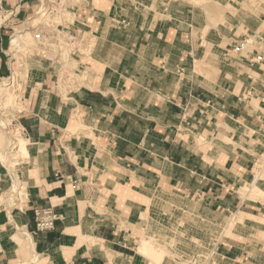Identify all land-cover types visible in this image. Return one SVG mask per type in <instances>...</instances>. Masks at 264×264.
<instances>
[{
  "label": "crops",
  "instance_id": "crops-1",
  "mask_svg": "<svg viewBox=\"0 0 264 264\" xmlns=\"http://www.w3.org/2000/svg\"><path fill=\"white\" fill-rule=\"evenodd\" d=\"M86 2L75 21L99 33L95 71L64 98L56 55L43 50L21 82L27 194L0 202V264H150L137 251L146 232L171 242L160 264L202 251L194 264H264V64L232 50L252 32L264 38V8L210 27L182 1ZM0 3L13 11L0 29L1 82L38 0ZM6 169L0 160V197ZM48 206L59 218L39 231L36 210Z\"/></svg>",
  "mask_w": 264,
  "mask_h": 264
},
{
  "label": "rangeland",
  "instance_id": "rangeland-1",
  "mask_svg": "<svg viewBox=\"0 0 264 264\" xmlns=\"http://www.w3.org/2000/svg\"><path fill=\"white\" fill-rule=\"evenodd\" d=\"M124 1L126 3L129 2L131 4L132 2H134V0H124ZM176 1H182L185 4H187L189 7H193V8L195 7L196 14L200 13L202 17L205 18V20L207 21V25H210V27H218L220 25L223 27L225 25H230V22L233 23L230 17L231 16L235 17L237 13L239 20L246 21L249 18V15L251 14L250 12L256 13V10L259 9V7L264 8V6H262L264 0H176ZM78 4H80L78 8L79 11L82 8L81 4L87 5V2L86 0H78ZM105 6H108V4ZM202 7L204 8V11L203 9H200ZM39 9L40 7L37 5V7H35L34 13L30 16L32 18H31V22H28V25L32 26L38 22L44 21V18L42 19V17L39 15L40 12ZM79 13L80 12H78V16L81 18L82 16L79 15ZM219 15H223V17L221 19H216V16ZM69 18L73 22H75V25L77 24L76 22H78V25L64 26L60 29L62 30V34L65 36L68 37L75 36V41H73L74 43L62 44L60 53L58 51L59 49L58 44L56 43L54 44L50 42L49 43L46 42L45 44L46 48L52 49L56 55L55 58L53 59L52 67L54 72L57 71V80L60 85L61 92L64 98H67L68 96L71 95L73 91H76L81 87L85 79H87L88 77V69L89 70L92 69L93 72L95 71L94 69L95 67L93 65L95 63L94 62L95 60H93L92 55L100 40V36L97 30L95 31L91 30L90 28L87 27V25H85V22L83 23L80 20L75 21L76 20L75 14L72 13L69 14ZM114 19H116L114 14L109 16V18L106 19L107 26L108 25L110 26L111 24L115 23ZM208 28L209 26H206L205 30H208ZM18 30L20 31L16 33L11 39L13 44L12 46L16 47L15 50L18 49V51H16L14 57L12 58V61L14 59V62H12L13 63L12 67L14 68L13 74L11 75V77L8 78L6 77L0 82V153L3 151V155L6 157V161L5 162L1 161V162L7 168L6 170L8 172L7 180L5 182V186L1 193L0 202H4L8 204L11 208L14 207L15 205L22 203L23 199L25 198V195L27 194L26 189L28 184L27 180L23 178V174H24L23 172L26 169V160L28 157L27 140L22 135V127L14 122V120L17 118V116L20 114L23 108V105L21 103L22 102L21 82L26 75L27 69L39 65L38 63H36V60L34 58L35 57L34 54H36L37 51H39V48L36 46V42L32 37L33 29L26 31L24 30V26H23L17 29V31ZM21 34H25L27 36L23 37V39L20 42V46L17 47L18 45L17 40H19V36ZM10 80H12L13 82L12 83L13 86L10 88L8 85L6 86L2 83L4 81H10ZM10 92L14 93L13 97L8 96ZM12 141L14 142L15 145L16 144L18 145L21 142L22 148H20L19 150L14 148L12 149L10 147V143ZM10 170L16 172L18 175L17 187H19L18 188L19 196H16L15 194L16 190L14 189L12 173ZM257 190L258 188L255 189V191ZM13 194H15V196L17 197L15 198L16 200L14 201H13ZM161 204L162 203L155 205H158V207H160ZM150 216L149 219H147L149 227L151 226ZM230 221L231 224L234 223V219H231L228 216V218H226L223 223L222 230L220 231H225V232L226 230L228 231V226ZM178 223L183 225V221L181 218H178ZM192 224L194 226H197V221L194 220ZM165 235L159 237L146 232L144 237L140 240L137 247V251L141 252L140 246L144 241L147 242L148 245L152 248V252L150 251L146 252V255L150 257L151 260H153V263L151 261L150 264H155V263L160 264L162 262L161 259L162 260L166 259L167 256L171 257L170 253H168L169 251L166 252L165 250L164 251L161 250L162 247L165 248V246L162 245H166L168 241L169 243H171L170 240H167L168 238ZM172 240H174V242L178 244H180L182 241L180 236L178 237L175 236ZM209 252H211V250ZM182 257L183 255H181V253H179V256L173 254V259L177 262V264H194V262H196L197 260L198 261L201 260L199 258L200 257L199 252L194 256H190L189 259L191 260H189V262L179 261ZM201 264H212V262L206 261Z\"/></svg>",
  "mask_w": 264,
  "mask_h": 264
},
{
  "label": "built area",
  "instance_id": "built-area-1",
  "mask_svg": "<svg viewBox=\"0 0 264 264\" xmlns=\"http://www.w3.org/2000/svg\"><path fill=\"white\" fill-rule=\"evenodd\" d=\"M79 5L78 0H38V6L40 7L39 15L42 19L44 18V21L36 23L32 31V37L39 48V51L36 53L37 55L41 54L43 50H52L46 48V42L58 44L59 53L61 52L62 44L74 43L75 36L68 37L63 35L60 28L73 23L69 18V14H75ZM12 14V10L0 3V29L10 24ZM232 50L235 53L251 50L255 53L253 61L264 64V38L257 32L246 35L237 41ZM12 62H14V59ZM13 69L9 77L13 74ZM58 218V214L51 207L39 208L35 213L36 229L39 231L50 230L54 228Z\"/></svg>",
  "mask_w": 264,
  "mask_h": 264
},
{
  "label": "bare ground",
  "instance_id": "bare-ground-1",
  "mask_svg": "<svg viewBox=\"0 0 264 264\" xmlns=\"http://www.w3.org/2000/svg\"><path fill=\"white\" fill-rule=\"evenodd\" d=\"M24 36H27V35H25V34H21L20 36H19V40H17V47H19L20 46V42H21V40L23 39V37ZM25 42V41H24ZM26 43V42H25ZM24 43V44H25ZM82 43V42H81ZM94 43V42H93ZM28 44V43H27ZM87 46V45H86ZM93 49V48H92ZM197 63V62H196ZM4 85H8L9 86V88L10 87H12L13 86V82H12V80H10V81H4V82H2ZM14 88V87H13ZM9 90V89H8ZM10 91V90H9ZM8 91V92H9ZM13 95H14V93L13 92H10L9 94H8V96H11V97H13ZM5 122V121H4ZM6 124V123H5ZM9 131V130H8ZM80 131V130H79ZM18 142H20V141H18ZM22 145H21V142L17 145H15L14 144V142L12 141L11 143H10V147L13 149H17V150H19L20 148H22L21 147ZM7 156V155H6ZM0 159H1V161L2 162H5L6 161V157L3 155V151L0 153ZM7 163V162H6ZM11 171V173H12V178H13V185H14V189L16 190V196H19V190H18V188L19 187H17V183H18V175H17V173L16 172H14V171H12V170H10ZM256 185H257V183H256ZM256 185L255 184H253V186H252V188L254 189V191H255V189H256ZM258 186V185H257ZM157 188V187H156ZM249 190H250V188H249ZM254 191H252V192H254ZM15 194H13V201L14 200H16L15 198H17L16 196H15ZM263 197H264V195H263ZM241 219V218H240ZM235 220V219H234ZM241 221V220H240ZM240 223V222H239ZM223 234V233H222ZM222 236V235H221ZM207 247L209 248V249H212L211 247V243L210 244H208L207 245ZM140 251H141V253L142 254H146V252H148V251H150V252H152V248L148 245V243L147 242H142V244H141V246H140ZM206 252V251H205ZM200 253V259H203L204 258V255H203V253H204V251H202V252H199ZM39 255V254H38ZM151 255V254H150ZM202 255H203V257H202ZM156 257V256H155ZM157 260V259H156ZM163 263V262H162ZM149 264V263H148ZM156 264V263H155Z\"/></svg>",
  "mask_w": 264,
  "mask_h": 264
}]
</instances>
